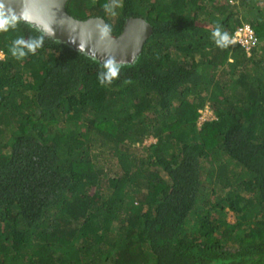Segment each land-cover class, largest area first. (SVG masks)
Segmentation results:
<instances>
[{"label":"trees","instance_id":"1","mask_svg":"<svg viewBox=\"0 0 264 264\" xmlns=\"http://www.w3.org/2000/svg\"><path fill=\"white\" fill-rule=\"evenodd\" d=\"M66 12L152 33L109 66L0 15V264H264V0Z\"/></svg>","mask_w":264,"mask_h":264},{"label":"water","instance_id":"2","mask_svg":"<svg viewBox=\"0 0 264 264\" xmlns=\"http://www.w3.org/2000/svg\"><path fill=\"white\" fill-rule=\"evenodd\" d=\"M68 0H0V15L31 25L45 37L98 61L132 64L152 33L142 18H128L118 36H112L102 18L77 20L66 12Z\"/></svg>","mask_w":264,"mask_h":264},{"label":"built area","instance_id":"3","mask_svg":"<svg viewBox=\"0 0 264 264\" xmlns=\"http://www.w3.org/2000/svg\"><path fill=\"white\" fill-rule=\"evenodd\" d=\"M228 39L231 44L239 46L248 56L251 54L252 50L258 46V39L253 29L248 24H242L241 26L237 27ZM0 58H2L1 52ZM210 119L213 118L206 120ZM203 121L205 120H202V122Z\"/></svg>","mask_w":264,"mask_h":264},{"label":"rangeland","instance_id":"4","mask_svg":"<svg viewBox=\"0 0 264 264\" xmlns=\"http://www.w3.org/2000/svg\"><path fill=\"white\" fill-rule=\"evenodd\" d=\"M153 1H155V0H153ZM199 112H200V115H201L200 118H199V123L202 122V120H206V119H209V118H213L212 112H211V110L209 109V107L207 105H205L204 108L200 109ZM67 128H70V129H78V127H77L76 124H72V125L68 126ZM63 129H65V128H63ZM153 142H154V140L152 138H149V139H147V140L144 141L143 145H146L147 146V145H149L150 143H153ZM136 146H138V145H136ZM94 151L95 152H99V151L105 152V149L102 148V147H99L98 145H96L94 147ZM244 195L249 196L251 194H250V192H247V193H244ZM223 215L224 216L222 218L227 223L233 224V223L236 222L235 216L231 212H229L227 209L224 210Z\"/></svg>","mask_w":264,"mask_h":264},{"label":"clouds","instance_id":"5","mask_svg":"<svg viewBox=\"0 0 264 264\" xmlns=\"http://www.w3.org/2000/svg\"><path fill=\"white\" fill-rule=\"evenodd\" d=\"M18 42H19V41H18ZM21 54H22V53H21ZM116 71H117V69H115V68L112 69V75H113V76L116 74Z\"/></svg>","mask_w":264,"mask_h":264}]
</instances>
